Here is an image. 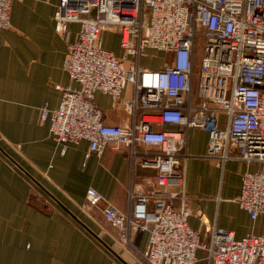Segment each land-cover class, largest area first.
Here are the masks:
<instances>
[{
    "label": "built area",
    "instance_id": "built-area-1",
    "mask_svg": "<svg viewBox=\"0 0 264 264\" xmlns=\"http://www.w3.org/2000/svg\"><path fill=\"white\" fill-rule=\"evenodd\" d=\"M12 1L0 0V31L10 27ZM71 23L79 26L73 40ZM54 27L67 43L62 69L78 84H56L58 106L38 108L61 152L82 140L86 156L109 144L127 147L131 157L137 144L153 149L141 154L142 166L156 170L151 189L132 185L127 211L109 202L102 209L116 240L140 264H195L199 250L209 264H264L263 234L236 239L211 225L202 239L188 225L184 173L191 128L205 130V157L220 166L230 159L264 164V0H60ZM104 31L119 36L118 55L104 47ZM198 35L204 44L194 94ZM151 51L166 54L161 68L141 64ZM96 93L121 104L128 120L105 123ZM85 199L87 208L104 201L94 187ZM235 201L253 220L264 214V167L243 172Z\"/></svg>",
    "mask_w": 264,
    "mask_h": 264
},
{
    "label": "crops",
    "instance_id": "crops-1",
    "mask_svg": "<svg viewBox=\"0 0 264 264\" xmlns=\"http://www.w3.org/2000/svg\"><path fill=\"white\" fill-rule=\"evenodd\" d=\"M59 2L13 0L10 27L0 31V264H140L131 250L102 232L100 223L106 202L127 211L132 185L151 189L148 181L156 170L142 166L141 154L152 147L137 144V155L131 157L127 147L114 149L109 144L102 154L86 156L88 142L82 140L67 143L61 152L48 124L39 121L40 106L53 109L60 102L56 84L78 88L62 69L67 43L54 27ZM78 28L69 24L70 39ZM106 33L110 32L102 33L104 47L118 55L119 36L114 34V49L103 38ZM143 59L141 64L153 69L164 64ZM93 101L105 123L128 120L122 105L113 104L108 95L96 93ZM206 150L205 130L189 129L184 163L188 225L202 239L211 225L232 231L236 239L249 233L264 235V214L253 220L235 201L243 172L264 164L230 159L220 166L205 157ZM88 187L104 197L94 208L85 206ZM197 257L195 264H209L204 251H197Z\"/></svg>",
    "mask_w": 264,
    "mask_h": 264
},
{
    "label": "rangeland",
    "instance_id": "rangeland-1",
    "mask_svg": "<svg viewBox=\"0 0 264 264\" xmlns=\"http://www.w3.org/2000/svg\"><path fill=\"white\" fill-rule=\"evenodd\" d=\"M103 38L105 39L108 46L111 48L117 49V39L116 35L106 33L104 34ZM204 44V37L198 35L195 40V49H196V55H195V61H194V71H193V92L195 94L198 84V74H199V64H200V58L202 56V47ZM166 54L164 53H152L149 57H146L144 61L150 62L154 64L155 66L161 65L164 60L166 59ZM36 200V199H35ZM96 216V215H95ZM101 217V216H100ZM102 232L104 234H108L112 239L116 240V232L114 228L111 227V225L106 222L104 219L100 223Z\"/></svg>",
    "mask_w": 264,
    "mask_h": 264
},
{
    "label": "water",
    "instance_id": "water-1",
    "mask_svg": "<svg viewBox=\"0 0 264 264\" xmlns=\"http://www.w3.org/2000/svg\"><path fill=\"white\" fill-rule=\"evenodd\" d=\"M73 216V215H72ZM74 217V216H73ZM76 219V217H74Z\"/></svg>",
    "mask_w": 264,
    "mask_h": 264
}]
</instances>
